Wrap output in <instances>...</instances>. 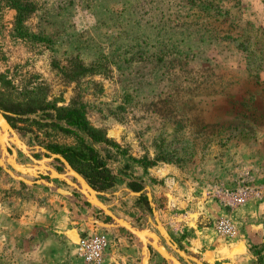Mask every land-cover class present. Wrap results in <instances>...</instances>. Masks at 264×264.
Instances as JSON below:
<instances>
[{
  "label": "rangeland",
  "instance_id": "rangeland-1",
  "mask_svg": "<svg viewBox=\"0 0 264 264\" xmlns=\"http://www.w3.org/2000/svg\"><path fill=\"white\" fill-rule=\"evenodd\" d=\"M68 112L101 141L57 119ZM0 113L11 130L0 127V241L9 221L60 224L62 264H80L77 236L114 230L123 239L108 241V264H141L145 251L118 219L153 234L178 264H206L202 246L184 240V222L164 220L194 202L161 190L207 197L212 186L232 184L238 158L264 153V0H0ZM80 140L104 160L111 187L93 190L48 149H80ZM11 158L35 175L14 170ZM139 172L149 209L128 186ZM181 176L188 184L176 183ZM258 208L260 240L236 246L227 264H264ZM147 240L148 264H170Z\"/></svg>",
  "mask_w": 264,
  "mask_h": 264
},
{
  "label": "crops",
  "instance_id": "crops-1",
  "mask_svg": "<svg viewBox=\"0 0 264 264\" xmlns=\"http://www.w3.org/2000/svg\"><path fill=\"white\" fill-rule=\"evenodd\" d=\"M262 73L263 71H261L259 75L261 76ZM251 153H253L252 156H254V158L258 157L259 160L258 161L254 160L253 162V160L249 158L251 157V154H246V157L242 156L240 157L241 159L236 158L239 161L238 163L241 166L240 165L236 167L233 166L231 168L232 174L234 177L233 180H235L237 176L243 174L244 171L248 168L253 169V170L259 169L257 171L258 174L257 176H255V178L264 177V153H262V151H256V152H251ZM245 158H249V160L250 161L252 160V161L251 162L243 161ZM156 173H158V171H150L148 176H150L152 179L154 178L160 179V177L157 176ZM132 175L134 179H132L131 183L137 187H140V190L137 192L132 191L129 187V189L132 192H135V194L137 195V197L134 198V201L137 202L139 197L146 196L142 192L143 181L145 179V176L142 177L140 172L134 173ZM180 180L185 181V183H187L186 182L187 180L183 176L178 177L176 180V183H178V181ZM40 183L46 184L47 186L52 188V186L50 184H47L45 181H41ZM147 183H148L147 186L150 185L148 181ZM153 188L155 187L152 186L151 189ZM53 190H55V192L61 195L69 197V199L73 201L70 195L64 190H61L59 188H53ZM187 191L188 192H186V197L182 198L179 196L176 189H171L169 187L167 190L166 189H164L163 191L161 190V193L163 194V196L168 197V199L170 197V199H173V200L176 199L180 201L183 200L185 202H188V201L194 202L191 205H189L192 207H190L189 209L187 208L179 215H171L170 213L164 214V220L170 224L173 223V221L176 219H180L184 222L183 224H181L182 227L187 228L186 235H185L186 239L184 240H186V243L188 244L192 243L191 245L192 249L195 248L199 250L200 249L199 246L200 245L202 246L200 255L202 256L201 258H203L204 263L206 264H209V263L227 264L228 261H226V258L231 256L232 249L236 248V246H238L239 244L244 245V242L246 244L247 241L255 242V241L260 240L261 233L263 232V229H262L263 225L260 223L254 224V222H252L253 221L252 215L257 213V211L259 210L258 207L262 206V204H255L253 202H250L234 210H228L226 208H222L216 200L208 196L205 197L203 193H201L199 197L192 198L191 196L192 193H189L190 188H187ZM145 198L147 201L148 197L146 196ZM166 201L168 202L167 198L165 202ZM140 202L141 201H139L138 204H140ZM95 206H97L99 209H101L105 213V211L102 208H100L96 203H95ZM219 216H227L233 219V221L236 223L238 230L240 227L241 231L235 239L222 242L220 239L222 237H219L215 233L212 226H211L212 228L206 227V224H208L209 221H211V225H213L212 222H214V220L217 219ZM113 220H116V219L113 218ZM119 221H122V220H119ZM9 222L10 223L8 224V226H4L5 230L2 234V241H0V249L2 248V254L0 255V264H62V258H61L62 250L65 247L64 243L62 245V240L66 242V238H65L66 237V227L65 226H62L60 224L59 225L38 224L34 222L30 217L23 218L18 221L13 220ZM116 226L125 227V229L130 233H133L134 231L128 226L127 223L125 226L120 225V224ZM159 229L163 235L164 233H166L161 225H159ZM121 230L125 231L123 228ZM118 232L119 231L114 232V230H112L105 237L107 238L108 241L115 242V244L119 243L121 242L123 237H122V234ZM84 234H90V233H84ZM143 238H144L143 240H144L145 248H146V257H145L146 259L142 258L141 264H148V259H147L148 250L146 246L147 243L145 241L147 238L145 236H143ZM155 238L156 237L153 238L152 243L154 245V248L156 249L155 240L157 238L156 239ZM135 239L138 242L139 239L137 238ZM71 240L75 243L76 236L74 234L71 235ZM177 242L178 244L184 243L180 241H177ZM156 244L164 250V248L159 244L158 239H157ZM196 244H198L199 246L197 247ZM164 252L165 254L172 257V255L167 253L165 250ZM108 256H109V250H108V245H107V248L103 254L102 264H108ZM158 256L161 257L159 254ZM183 257L187 259V257L184 254H183ZM237 257L234 256L233 258H237ZM169 263L173 264L170 261ZM196 263H198V261H196Z\"/></svg>",
  "mask_w": 264,
  "mask_h": 264
},
{
  "label": "built area",
  "instance_id": "built-area-1",
  "mask_svg": "<svg viewBox=\"0 0 264 264\" xmlns=\"http://www.w3.org/2000/svg\"><path fill=\"white\" fill-rule=\"evenodd\" d=\"M259 169H246L228 187L212 186L206 196L216 200L222 208L234 210L247 203L264 204V177L258 178ZM213 230L224 239H233L238 234L236 223L229 217H219L213 222ZM108 240L103 235L82 234L75 243V255L80 264H102Z\"/></svg>",
  "mask_w": 264,
  "mask_h": 264
},
{
  "label": "trees",
  "instance_id": "trees-1",
  "mask_svg": "<svg viewBox=\"0 0 264 264\" xmlns=\"http://www.w3.org/2000/svg\"><path fill=\"white\" fill-rule=\"evenodd\" d=\"M19 21L20 19L18 18V22ZM57 119L63 120L77 129H81L90 141L95 143L101 141L96 134L86 130L85 124L82 122L77 113L68 112L64 115H57ZM80 145V149L70 147L60 149L56 146H53L52 148L49 147L48 149L52 154L60 155L93 190L101 191L111 187L113 185V177L106 168L104 160L90 145H84L81 140ZM129 187L135 192L140 190V187H137L132 183L129 184ZM139 201H142L145 208L149 209L145 197H139L137 202Z\"/></svg>",
  "mask_w": 264,
  "mask_h": 264
},
{
  "label": "bare ground",
  "instance_id": "bare-ground-1",
  "mask_svg": "<svg viewBox=\"0 0 264 264\" xmlns=\"http://www.w3.org/2000/svg\"><path fill=\"white\" fill-rule=\"evenodd\" d=\"M0 127L2 128V130H3V133L4 134H6V132L7 131H11L10 130V128H9V126H8V124L6 123V121L3 119V117L2 116H0ZM1 145H2V148H3V150H4V152H5V148H4V145H5V139H3L2 138V140H1ZM9 164L11 165V166H13L16 170H18V171H20L21 173H24V172H27V171H32V170H29V169H26V168H24V167H20L19 165H17V164H15V162H14V159L13 158H11L10 159V161H9ZM43 167V166H42ZM44 169H46V168H44ZM50 172V171H49ZM72 172V171H71ZM27 173H32V175H35V172H27ZM51 174H52V176L53 177H59V178H62V176H60V175H58L56 172H54V171H51ZM71 175H73L74 176V173H71ZM88 191H89V193L92 195V197H91V201H92V203L94 204V203H96L100 208H102L104 211H106V208H104V207H102L98 202H97V200L95 199V196H94V193L88 188ZM116 222L118 223V224H120V225H124L123 224V222H120V221H117L116 220ZM126 225V224H125ZM124 225V226H125ZM128 227V226H127ZM125 228V227H124ZM139 236H140V234L141 235H145V232H142V233H137ZM161 235H163L162 233H160ZM154 235H151L150 234V237H152L151 238V242L153 241V238L155 237H153ZM163 236H165V237H167L166 236V233H164V235ZM156 239V238H155ZM166 239V241L168 242V237L167 238H165ZM156 242H157V239L155 240V247H156V249H158L157 251L159 252V253H161V255L164 257V258H167L170 262H172L173 264H178L171 256H169V255H167V254H165V252H164V250L161 248V247H159L157 244H156ZM152 245H153V243H152ZM153 247H154V245H153ZM181 254H183V253H181ZM145 257H146V255H145ZM144 257V259H146Z\"/></svg>",
  "mask_w": 264,
  "mask_h": 264
},
{
  "label": "water",
  "instance_id": "water-1",
  "mask_svg": "<svg viewBox=\"0 0 264 264\" xmlns=\"http://www.w3.org/2000/svg\"><path fill=\"white\" fill-rule=\"evenodd\" d=\"M0 116H2L1 115V113H0ZM10 165V164H9ZM11 166V165H10ZM12 167V166H11ZM13 168V167H12ZM14 169V168H13ZM15 170V169H14ZM17 172H19V173H21L20 171H17ZM74 173V172H73ZM22 174V173H21ZM23 174H30V175H32V173H23ZM75 174V173H74ZM124 228V227H123ZM132 229V228H131ZM133 230V229H132ZM142 232H145V235H141L140 234V236L137 234V233H142ZM133 236H135V238H137V239H139L138 240V242H139V246L140 247H142L143 248V250L145 251V255H146V248H145V243H144V238H143V236H145V237H147V242L149 243V245L153 248V249H155L154 247H153V245H152V243H151V238L152 237H150V234L151 233H148V232H146V231H143V230H139V231H133V233H131ZM151 235H153V234H151ZM162 238H163V240L164 241H166V239L165 238H167V237H165V236H163V235H160ZM167 236V235H166ZM158 239V238H157ZM156 250V249H155ZM157 251V250H156ZM158 252V251H157ZM158 254L162 257V258H164L162 255H161V253H159L158 252ZM165 259V258H164ZM145 261V260H144Z\"/></svg>",
  "mask_w": 264,
  "mask_h": 264
}]
</instances>
